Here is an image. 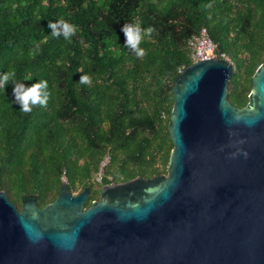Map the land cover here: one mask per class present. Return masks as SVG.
Here are the masks:
<instances>
[{"label":"trees","instance_id":"obj_1","mask_svg":"<svg viewBox=\"0 0 264 264\" xmlns=\"http://www.w3.org/2000/svg\"><path fill=\"white\" fill-rule=\"evenodd\" d=\"M61 18L78 28L71 42L51 35L49 21ZM132 22L154 28L140 45L143 59L125 47L121 28ZM201 29L233 68L227 102L243 108L264 60V0H0V74L14 69L25 85L47 80L51 93L47 107L25 114L13 84L0 89V192L8 202L19 209V196H35L42 208L64 181L71 194L88 189L85 209L100 186L164 174L170 90ZM83 74L90 85L78 83Z\"/></svg>","mask_w":264,"mask_h":264},{"label":"water","instance_id":"obj_2","mask_svg":"<svg viewBox=\"0 0 264 264\" xmlns=\"http://www.w3.org/2000/svg\"><path fill=\"white\" fill-rule=\"evenodd\" d=\"M232 74L210 59L173 79L164 174L102 186L86 209L64 181L42 208L0 192V264H264V60L240 109Z\"/></svg>","mask_w":264,"mask_h":264},{"label":"clouds","instance_id":"obj_3","mask_svg":"<svg viewBox=\"0 0 264 264\" xmlns=\"http://www.w3.org/2000/svg\"><path fill=\"white\" fill-rule=\"evenodd\" d=\"M48 27L51 29V35L53 37L62 35L69 42H71V37L78 31L76 25L66 22L63 18L55 22L49 21ZM121 31L125 36V47L131 50L137 58L143 59L147 52L140 45L146 37H151L154 28L152 26L142 28L139 22H132L125 23ZM77 72H83V68H77ZM9 83L13 84L12 95L15 103L20 106V111L23 113L27 114L32 112L34 107H47L51 96L48 90L47 80H38L30 85H25L16 79L15 70L10 68L8 71L0 74V89L5 90ZM78 83L81 85H90L91 77L88 74H83L80 76Z\"/></svg>","mask_w":264,"mask_h":264},{"label":"built area","instance_id":"obj_4","mask_svg":"<svg viewBox=\"0 0 264 264\" xmlns=\"http://www.w3.org/2000/svg\"><path fill=\"white\" fill-rule=\"evenodd\" d=\"M187 47L189 50V58L191 64L198 61H206L210 59H220L223 57L222 54H216L214 52V45L208 38L206 31L201 29L195 37H192L187 42ZM227 62V61H226ZM179 73V72H178ZM107 164V158H103L93 175V180L95 183L99 184L103 178V168Z\"/></svg>","mask_w":264,"mask_h":264},{"label":"flooded vegetation","instance_id":"obj_5","mask_svg":"<svg viewBox=\"0 0 264 264\" xmlns=\"http://www.w3.org/2000/svg\"><path fill=\"white\" fill-rule=\"evenodd\" d=\"M105 186H107V185H105ZM101 187H102V186H100V188H101ZM100 188H99V191H100ZM86 189H87V188H86ZM99 191H98V193H97V198H98ZM80 192H81V191H80ZM78 193H79V192H78ZM78 193H75V194H78ZM75 194H71V193H70V195H75ZM88 196H89V191H88V189H87L85 199H86ZM97 198H96L95 200H91V201L94 202V201L97 200ZM85 199H84V200H85ZM91 201H90V202H91ZM88 207H89V206H88ZM88 207H87V208H88ZM85 209H86V208H85ZM18 210H19V209H18Z\"/></svg>","mask_w":264,"mask_h":264},{"label":"rangeland","instance_id":"obj_6","mask_svg":"<svg viewBox=\"0 0 264 264\" xmlns=\"http://www.w3.org/2000/svg\"><path fill=\"white\" fill-rule=\"evenodd\" d=\"M94 181V180H93Z\"/></svg>","mask_w":264,"mask_h":264}]
</instances>
